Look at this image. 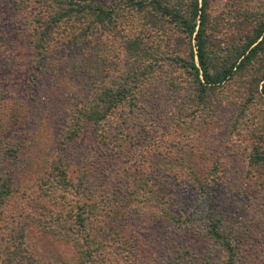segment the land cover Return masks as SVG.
<instances>
[{
	"label": "trees",
	"instance_id": "trees-1",
	"mask_svg": "<svg viewBox=\"0 0 264 264\" xmlns=\"http://www.w3.org/2000/svg\"><path fill=\"white\" fill-rule=\"evenodd\" d=\"M263 238L264 0H0V264H262Z\"/></svg>",
	"mask_w": 264,
	"mask_h": 264
},
{
	"label": "rangeland",
	"instance_id": "rangeland-1",
	"mask_svg": "<svg viewBox=\"0 0 264 264\" xmlns=\"http://www.w3.org/2000/svg\"><path fill=\"white\" fill-rule=\"evenodd\" d=\"M26 53V49H24V51ZM50 134L48 131L46 132H42L41 133V139H40V144H39V147H37V155L40 151V153L46 149L49 145H50V141H51V137H50ZM37 155H33V158L34 160L36 161L37 160ZM35 156V157H34ZM154 226H151L150 227V230L153 228ZM255 241H258L257 244L254 245V247H250L249 250L250 251H253L250 256L254 257V259L262 264H264V238L261 239V240H255ZM249 256V257H250Z\"/></svg>",
	"mask_w": 264,
	"mask_h": 264
}]
</instances>
